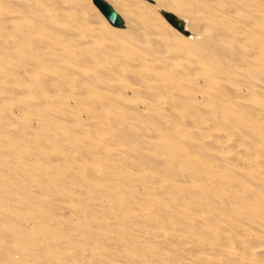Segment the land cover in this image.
I'll use <instances>...</instances> for the list:
<instances>
[{
  "label": "rangeland",
  "instance_id": "374dc122",
  "mask_svg": "<svg viewBox=\"0 0 264 264\" xmlns=\"http://www.w3.org/2000/svg\"><path fill=\"white\" fill-rule=\"evenodd\" d=\"M13 1L0 0V11L8 10L11 13L10 16H13V20L12 17L11 20L14 23L18 20L17 23L32 24L33 29L35 28L34 30L37 31V35L35 37L36 31L34 32L33 30L31 32L32 39L30 37L24 38L18 36L16 33L18 31L17 27L21 24H17V27L13 24L15 30L11 29L9 31L10 29H5L1 33L2 35L5 33L3 39L5 44L8 43L11 51L9 50L10 52H7L8 46L3 45V48L0 45V48L2 50L4 49V53L0 49V100H3L5 103V105L2 103V107L4 106L2 109L0 102V125L3 127L7 123L13 129L17 127L18 129L20 128L19 130L30 129V125H28L29 127H25L26 123L22 120V114L27 115L30 112L32 115L37 114L36 116L39 117V121L42 123L39 122L40 127L38 125L31 126L34 129H30L33 130L34 134L35 132L37 134V136L34 135L32 137L33 141L31 144H35L36 141L35 149H38V153H35L37 152L35 149L34 153H32L34 150H30V153L25 144V140L23 142V140L21 141L19 139L20 142H17L18 139L12 138L13 136L9 135L8 137V135H3L0 128V134L3 135H0L1 140L3 138L8 139L6 141L5 139L0 140L3 144L1 145L0 143V264H226L227 262V264H231L232 260V264L233 262L236 264L235 261L239 262L236 254L242 244L241 241H245V246L249 245V247H246L250 249V252L253 249L251 256L256 262L260 253L257 251L256 245L258 244L255 240L262 238L261 240L264 241V228L258 224L260 222L259 218L264 214L258 215V213H255V209L252 208L253 206L251 207L249 203L240 201L241 198L239 196L242 194L244 196L248 195L250 200H255L264 206V185L263 183H258L256 178L259 172H261V169H258V166H256V160L264 155V121L260 119L256 121L253 119L256 121L257 126H252L253 121L249 119L254 116L250 117L249 115L254 106H250L251 103L247 102L246 105L248 104L247 106H250L249 111V108H246L245 104L240 103L239 96L241 90H247L249 93H253L255 101L264 104V67L261 66L264 65L263 33L260 34L255 33L253 30L250 31L253 28L249 27V29L245 26L247 25L245 22H250V20L248 21L246 20L247 18H243L241 12L238 13L241 14L239 16L222 17V20L220 19L218 21L221 27H218L221 30H228L232 26L236 30V33L238 31L237 35L242 36V42L236 46L241 47L245 52L246 50H250L251 53L249 54H254V60L251 63H243L242 61H238L237 63L235 60L233 62L235 65L233 63L227 65V62L220 64L216 58L211 57V53H207L209 52L207 51L208 47H205L206 45L197 40L196 33L187 26H191L190 22L193 24L195 22V25L199 22L198 26L202 24L207 29L213 25L210 22L209 15L203 9V2L205 0H180V2L178 0V3L175 0H162L164 2L163 4L158 3L159 1L156 0H154L155 3H150L147 0H107L113 7L119 8L124 6L123 8H126V10L130 8L132 11L129 10L135 14V17L140 22L148 23L149 30L153 28V31L150 30L153 32L152 35L158 38L168 37V40L171 39L169 41L170 44H173L172 49L178 50L180 53H184L185 50L187 52L185 54L189 59L191 57L201 67L203 65L202 68L197 65L191 70V68L187 67V59L183 62V58L179 56V60L176 59L174 64H181V70L186 69V67L187 69L179 77L176 76V78L178 77L179 80H185L186 77L198 79L197 82L199 81L198 83H200L198 84L199 89L191 90L188 88L189 86L186 87L185 85V89H183L174 82H167V86V83L160 81L153 75V77L149 76L146 78L148 83L146 82L144 84L148 85L149 90L155 91L154 93L157 96L156 98L148 97V99L143 92L144 86L142 87L141 84L138 85L136 82L137 78H134V76H139L140 71H145L146 74L153 70L152 68L149 69V65L151 66V64L152 66L158 65L157 68L161 69V63L156 62L157 58L151 56L146 45L132 39L129 35L125 34L126 32L111 25L101 10L94 4L93 0H60V3L58 0H52L53 5L50 8L53 7V9L51 10L49 8L44 10L43 13L46 16L43 14V18L33 15L31 12L24 11L23 8V10L21 9L27 3V0H15L17 4ZM18 3H22V6L19 7ZM180 3L183 6L182 10L179 7ZM254 3L264 12V0H254ZM229 4L228 2L221 4L217 2V4H213L212 6L215 5V9L220 11L223 9L221 13L225 15L226 8ZM220 5H222V8ZM4 6H6V10ZM2 9L4 10L2 11ZM162 9L173 12L177 16L181 13H185L181 14V16L192 15V19H188V16H182L181 18L183 21L186 19L185 21L188 22H186L185 28H189V34L187 35L179 31L167 21L159 12ZM191 10H194V16L193 13L187 12ZM240 10L242 11V9ZM47 11L48 15H50L48 19ZM68 15L72 19L69 20ZM14 16L16 17L15 20ZM54 16L64 17V21L62 22L59 19L58 22V18ZM65 16L68 19H65ZM50 18L53 21H50ZM194 18L197 20H194ZM77 19H80L81 22ZM54 20L60 24H64L65 21L66 23L70 21V25L74 21L71 26L73 27L74 25L77 29L85 31V34L89 37L85 38L83 36V40H75L76 42L74 39L65 38L58 30V24L55 25L56 22ZM35 25L38 26L39 30ZM225 27L227 28L225 29ZM101 31L100 36L99 32ZM93 35L95 37L94 40L92 39ZM7 36L8 39H5ZM36 38L42 41L40 42ZM21 39L24 40L21 41ZM196 40L199 42H197L198 44L195 43ZM44 41L47 43H58L59 47H56L55 55L53 51L55 48L52 49L49 46L50 49L47 48L45 44H42L46 43ZM24 43L26 44L25 50L23 48ZM194 43L197 45L194 46ZM14 44L16 46L18 44V48ZM37 44L39 46H46H43L45 51L42 46L39 47ZM175 45L177 46L175 47ZM79 47L84 48V54L78 52ZM216 47L218 46L216 45ZM32 48L33 50L31 52ZM13 49L15 50L13 51ZM46 49L47 51L49 49L50 52H47ZM220 49L222 50V47ZM41 51L44 53H41ZM25 52L30 56H26ZM46 54L49 55V59L51 56L52 60H49V63L45 62L48 60L45 57ZM234 54L236 56L241 54L239 48H236ZM20 55L22 56L20 57ZM135 55V63H138L137 66L139 64L142 65L139 67L135 66V68L134 66H130V68H133L130 69L126 60L129 57L135 59ZM31 56L33 60L35 57L34 61L28 59ZM38 56L44 59L45 71L44 69L43 71L40 69L41 65L37 66L36 63L34 64L37 60H42ZM189 59L188 61H190ZM11 65L14 68L16 65V70H23L24 72L14 71L17 73H11V69L10 71L6 69L11 68ZM96 65L102 66L106 71L111 72L110 74L113 73L114 78L119 81L118 83L120 84L121 82L124 85L121 89L125 88L123 90L119 88H116L117 90H108L103 87V83L101 85L99 80L97 81L96 79L99 78ZM171 66L159 71H169L172 69ZM3 67L5 69H2ZM46 67L48 69L52 68L51 72L48 69V72H46ZM195 68L200 69L199 74L201 75L196 74L199 70L197 71ZM190 70L191 72H189ZM45 72L48 75L51 74L48 77L49 80L46 78L47 75L44 74ZM186 72L191 75H187L188 73ZM25 73L28 77L25 75L23 78ZM130 73L134 75L131 76L134 78H132V81L130 79ZM52 74H55V76H52ZM42 75L44 80H42ZM61 75L63 78H61ZM91 76L95 78H91ZM26 77H31L32 81ZM45 78L46 83L48 81L47 85L50 79H52L50 82L52 87L49 85L51 87L50 90L49 86L47 89L44 87V89L41 88L43 86L42 82H45ZM53 80H57L59 84ZM24 82L26 83L23 85ZM79 84L81 86L83 85L86 90L88 89L87 95L85 93L81 95V90H77ZM38 89L41 91H38ZM180 93L181 96L188 97H181L179 96ZM151 99L155 105H158V109ZM9 103L12 104L10 107L17 106V109L19 107V110L21 109L20 111H22L11 110L14 112L12 120L6 118L7 115L4 111H9ZM198 105H201L204 111ZM59 109H62L61 113ZM55 110L61 114V117L53 115ZM205 111L212 113H206ZM213 111L215 112L213 113ZM253 112L255 111L253 110ZM191 115L197 118H203L206 121H215L216 127L210 130L205 128L201 123H190L187 119ZM65 117L66 119H64ZM132 119L139 123L141 122L147 130H138L130 125L127 121ZM68 122H70V125ZM238 124L247 129L246 131H249L250 134L253 133L254 135H250L248 132L245 133V129L242 132L239 128L240 125L236 126ZM258 125H262L263 128L258 127ZM70 126L74 128L72 127L70 129ZM75 128L77 131L73 130ZM237 128L241 132L238 133V130L235 131ZM79 130L83 133L79 132ZM135 130H138L140 133L145 132L148 136L154 133L152 135L153 137H162V140L160 137L155 138L154 145H157L158 148L157 146L154 148L153 145L150 146L144 143V141H133L131 138L124 140L122 138L126 131L135 133ZM215 131H223L230 136L233 135V140L231 142L229 141L230 143L228 142V144L224 143L225 146L223 145L220 151H217L218 149L215 150L207 144ZM41 134H43L42 140H40ZM110 135H114L112 139ZM242 135L248 136L245 137ZM37 137L40 138L38 139ZM13 140L14 142L12 143ZM43 141L45 144L43 143L42 145L41 142ZM260 142L261 145H259ZM13 144L17 145L14 146ZM36 146H39V148H36ZM143 147H146V149ZM121 150L123 151L121 152ZM168 150L174 153L171 152L168 154ZM2 151L4 154L7 153V155L9 153V155H4ZM10 151L12 152L11 155ZM145 152L147 153L144 154ZM165 153L170 155L169 158L175 162L168 164L171 167L169 169L165 167L168 166L165 164L158 163L156 165L155 160L158 156L168 158ZM215 154L221 159L224 158V162L216 158ZM196 155L201 157L204 163L200 165L196 159ZM3 156L7 157L5 158ZM14 156H18V160L21 162H19L20 164H22V161L24 162L22 164L23 168L17 166L16 163L18 160ZM7 158L8 160H6ZM12 158L17 160L15 161L13 159V165L10 163V159ZM244 160L255 161L253 168L247 169L244 166ZM9 163L10 166L7 167ZM3 164L7 166L4 165L3 167ZM24 164L27 165L25 166ZM204 164L205 168L203 166ZM15 165L19 168L18 172H23L24 170L22 175L17 172L18 169H16ZM154 179L155 182H153ZM115 182L117 186L114 184ZM227 182L239 183L243 189L241 190L239 188L231 194L227 191ZM34 183L40 186L38 187L36 185L35 187ZM172 185L173 188L175 187L174 189H172ZM170 186L173 192L177 189V195L176 192L173 193L169 189ZM214 195L216 196L214 197ZM126 197L133 202L137 201L138 205L135 206L138 207L134 208V206L132 207V205L124 203ZM170 197L171 199L175 197L179 198V200L177 198L173 200L176 202L178 200L177 205L180 204L177 210L176 208L174 210L175 203L169 200ZM186 208L189 210L186 211ZM191 213L201 218L214 214L215 220L211 221L213 223L211 225L209 222L206 224L201 223V226L200 224L192 226L193 221L196 220ZM20 221L24 222L22 223ZM24 224L25 226H23ZM209 225L212 227H207ZM209 228L212 229L207 230ZM15 232L17 236V233L22 236L17 237ZM214 232L216 234L217 232L222 235L224 234L227 237L228 246L225 250H229V252H220L215 248L216 243L212 239ZM171 233H173V237H171ZM206 233L209 234L206 235ZM238 238L240 239V243L238 242ZM21 251L22 255L20 254ZM24 251L26 253L28 252V255H33L31 257L27 256L26 258Z\"/></svg>",
  "mask_w": 264,
  "mask_h": 264
},
{
  "label": "bare ground",
  "instance_id": "6f19581e",
  "mask_svg": "<svg viewBox=\"0 0 264 264\" xmlns=\"http://www.w3.org/2000/svg\"><path fill=\"white\" fill-rule=\"evenodd\" d=\"M8 1V0H7ZM11 1H13V0H11ZM26 1V0H25ZM24 1V3H26ZM60 0H58V2H59ZM107 1V0H106ZM148 1V0H147ZM153 2H151V1H148V2H150V3H155V1L154 0H152ZM156 1H159L158 3H161V4H163L164 2L163 1H165V0H156ZM171 1H173V0H171ZM175 1H177V3H178V0H175ZM182 1V0H181ZM184 1V0H183ZM13 2H15V0L13 1ZM20 2V1H19ZM93 2H94V4L97 6V4L95 3V0H93ZM169 2V1H168ZM179 2H180V0H179ZM217 2L218 3H224V2H228V3H230L228 6H227V8H226V11H225V15L223 16L222 15V13H221V11L223 12V9H221V11L220 10H217V9H215V5L214 6H212L213 4H217ZM23 3V4H24ZM60 3V2H59ZM61 3H63V2H61ZM110 3V2H109ZM171 3V2H170ZM15 4H17L16 2H15ZM22 4V3H21ZM20 3H18V5H19V7H21L22 5H21ZM30 4V5H29ZM75 4V3H74ZM111 4V3H110ZM2 5V4H1ZM11 5V4H10ZM53 4H52V0H27V3L24 5V7L22 6L21 7V9L23 8L24 9V11H28V12H31L33 15H35V16H37V17H42L43 18V14L45 15V13H43V11L44 10H47V9H49L51 6H52ZM64 5V4H63ZM112 5V4H111ZM113 6V5H112ZM118 6V5H117ZM5 7V10H6V6H4ZM4 7H2V8H4ZM57 7V6H56ZM60 7H62V6H60ZM98 7V6H97ZM124 7V6H123ZM123 7H115L114 6V8H115V10L122 16V18H123V20H124V25L123 26H115V25H113L110 21H109V19L106 17V15L102 12V14L107 18V20L110 22V24L111 25H113V26H115V27H118V29H120V30H122V31H124V32H126L125 34H127V35H129L132 39H134V40H137V41H140L142 44H144V45H146L147 46V50L149 51V53H151V56H153V57H156L157 58V61L156 62H159V63H161V65L162 66H160V68L161 69H158L157 67H158V65H155V66H152V64H151V66L149 65V69H153V70H151V71H149V72H147L146 74H145V71H143V72H141L140 71V75L139 76H137V77H135L133 74H129L130 75V79H131V81H132V78L133 77H131V76H134V78H137V80H136V82L138 83V85L139 84H141V86L143 87V92H144V94L147 96V98L149 97H155L156 98V96L157 95H155V91H151V90H149L150 88L148 87V85H146V84H144V83H148V81H146V78H148L149 76H152L153 77V75L156 77V78H158L160 81H163V82H165V83H167V82H174L177 86H179V87H181V88H183V89H185L184 87L186 86V87H188V88H190L191 90H197V89H199L198 88V84H200V83H198L197 82V80L196 79H194V78H192V77H186V79L185 80H182V79H178V77H179V75H182V73L184 72V71H186V69H187V67L188 68H191V70L195 67V66H197V65H199L197 62H196V60L194 59V60H192V58L190 57V59H189V57L185 54V53H187V52H185V50H184V53H180L178 50H174V49H172L173 47H172V45L173 44H170V40L171 39H167V38H165V37H160V38H158V37H155L154 35H152L153 34V32H151V31H153L151 28H150V30H149V27L147 26V24H145V23H142V22H140L138 19H137V17H135V14L133 13V12H131L132 10L130 9V8H128L127 10H126V8H123ZM175 7V6H174ZM179 7H181V9L180 10H182V7L183 6H181V3H180V5H179ZM220 7L222 8V5H220ZM99 8V7H98ZM217 8V7H216ZM22 9V10H23ZM51 10L53 9V7L52 8H50ZM57 9V8H56ZM100 9V8H99ZM131 11H130V10ZM176 9H177V7H176ZM179 9V8H178ZM184 10H185V8H183ZM203 9H204V11L205 12H207V14L209 15V18H210V22L213 24V25H211V27H209L208 29L206 28V27H203V25L201 26V25H199L198 26V24H199V22H197L198 24L197 25H195L196 23L194 22V24L192 23V22H190L191 23V26L190 25H187V26H189L190 27V29L192 30V31H194L195 33H196V38H197V40H199L202 44H204V45H206L205 47H208V49H207V51H209V52H207V53H211L210 55H211V57L213 56L214 58H216L217 60H218V63H220V64H223L224 62H227V65H229V64H231V63H233L235 60H236V62L238 63V61H242L243 63H246V62H248V63H251L253 60H254V58H253V56H254V54L253 55H251V54H249V53H251L250 52V50H246V52L245 51H243L242 49H241V47H239V46H236V45H238L240 42H242V36L240 37V35H237L238 34V31H237V33H236V30L232 27H230L228 30H221L220 29V27H221V25H219V23H218V21H220V19L222 20V17L224 18V17H227V18H229V16H233L234 15V17L235 16H239V15H241V14H238L239 12H241L242 14H243V18H247L246 20H250V22H245L247 25H245V26H247V28H253V29H250V31L251 30H253L255 33H263V35H264V12H263V10H260L259 9V6L256 4V3H254V0H205L204 2H203ZM240 9H242V11L240 10ZM4 9H2V11H3ZM101 10V9H100ZM183 10V11H184ZM187 10V9H186ZM189 10V9H188ZM244 10V11H243ZM8 10H6V11H3V12H1L0 11V45L1 46H3V45H6V46H8V43H6L5 44V41H4V39H3V37L5 36V33L2 35L1 33H3L4 32V30L5 29H10L9 31H11V29H14L15 27H13L14 25L16 26L17 24H21V25H19L16 29L18 30L16 33H17V35L18 36H21V37H27V38H31L32 39V35H31V32L35 29H33V27H32V24H30V23H25V24H23V23H17V21L18 20H16V24L12 21L13 20V16H10L11 15V13L8 11ZM75 11V10H74ZM162 11H167V10H164V9H162V10H160L159 12L163 15V13H162ZM178 11V10H177ZM167 12H169V11H167ZM179 12V11H178ZM188 13H193V16H194V10H191V11H187ZM198 12V11H197ZM15 13V12H14ZM21 13V12H20ZM23 13V12H22ZM60 13V12H59ZM171 13H173V12H171ZM69 14V13H68ZM134 14V15H133ZM174 14V13H173ZM181 14H185V13H181ZM181 14L180 15H176L175 14V16H177V18H179L180 20H182L181 18H182V16H188L187 18L188 19H192V15L191 16H189V15H182L181 16ZM47 15H48V11H47ZM54 15H55V13H54ZM64 15V14H63ZM62 15V16H63ZM66 15H67V13H66ZM228 15V16H227ZM23 16V15H22ZM46 16V15H45ZM164 16V15H163ZM11 17H12V20H11ZM15 17V16H14ZM40 17V18H41ZM50 17V15H48V17H47V19ZM55 18H58V22H59V19L60 20H62V22L64 21V17H59V16H54ZM69 17H71V16H69L68 15V18ZM72 17H73V15H72ZM76 17V16H75ZM138 17H139V15H138ZM165 17V16H164ZM241 17V16H240ZM240 17H239V19H240ZM45 18V17H44ZM66 16H65V19H68ZM166 18V17H165ZM16 19V17L14 18V20ZM18 19V18H17ZM46 18H45V20H47ZM70 19H72V18H69V20ZM167 19V18H166ZM185 19V18H184ZM196 18H194V20H195ZM230 19H231V17H230ZM52 20V18H50V21ZM74 20V19H73ZM72 20V21H73ZM78 20V19H77ZM143 20V19H142ZM186 20V19H185ZM183 21V23H184V30L185 31H182V30H180V29H178L176 26H174L168 19H167V21H169L175 28H177L179 31H181V32H183V33H185V34H189V31H188V29H186L185 28V24H186V22L187 21ZM197 20V19H196ZM22 22H23V20H21ZM20 21V22H21ZM49 21V22H50ZM53 21V20H52ZM55 22H56V20H54ZM79 22H81V20L79 19L78 20ZM29 22V21H28ZM55 22H54V24H55ZM58 22H56V24L55 25H57V28H58V30L62 33V35H64L65 36V38L66 37H68V38H70V39H74V41L75 40H83V36L86 38H88L89 36H87V34H85V31H81L80 29H77L76 28V26H74L73 25V27L71 26L72 25V23L74 22H71V25H70V21H68L69 22V25H68V22L66 23V21H65V23L62 25V24H60V23H58ZM77 22V21H76ZM75 22V23H76ZM87 22H88V20H87ZM188 23V22H187ZM189 23V24H190ZM232 23H233V21H232ZM14 24V25H13ZM37 24V23H36ZM67 24V25H66ZM77 24V23H76ZM75 24V25H76ZM78 25H79V23H78ZM218 26H220V27H218ZM35 27H37L38 28V26L37 25H35ZM224 27V26H223ZM36 28V29H37ZM81 28V27H80ZM83 28V27H82ZM206 28V29H205ZM227 27H225V29H226ZM235 28H241V27H235ZM92 29H93V27H92ZM249 29H247V30H249ZM15 30V29H14ZM38 30H39V28H38ZM84 30V29H83ZM96 30V29H95ZM3 31V32H2ZM13 31V30H12ZM36 30H34V32H35ZM56 31V30H55ZM93 31V30H92ZM100 31V30H99ZM187 31V32H186ZM193 32V33H194ZM14 33V32H13ZM42 33V32H41ZM90 33V32H89ZM92 33V32H91ZM94 33V32H93ZM97 33H98V31H97ZM100 33V36H101V33H102V31L101 32H99ZM114 33V32H113ZM7 35H8V33H6ZM34 34V33H33ZM95 34V33H94ZM14 35V34H13ZM36 35H37V31H36V34H35V37H36ZM38 35H39V33H38ZM97 35V34H96ZM95 35V36H96ZM99 35V34H98ZM42 36V35H41ZM59 36V35H58ZM105 36H106V34H105ZM113 36V35H112ZM157 36V35H156ZM14 37H15V35H14ZM21 37H19V38H21ZM192 37V36H191ZM194 37V36H193ZM8 39V36L7 37H5V39ZM9 38H10V36H9ZM43 38H44V36H43ZM99 38V37H98ZM97 38V39H98ZM101 38V37H100ZM106 38V37H105ZM165 38V39H164ZM39 40V38H36V40ZM93 40L95 39V37H94V35H93V38H92ZM187 39V38H186ZM190 39V38H189ZM24 39H21V41H23ZM26 40V39H25ZM63 40V39H62ZM66 40V39H65ZM68 40V39H67ZM85 40V39H84ZM99 40V39H98ZM116 40V39H115ZM195 41V43H197L198 41ZM7 41H9V40H7ZM31 41H34V40H31ZM40 42L42 41V40H39ZM38 41V42H39ZM64 41V40H63ZM72 42H73V40H71ZM87 41V40H86ZM18 42V41H17ZM20 42V41H19ZM25 42V41H24ZM39 42V44H41ZM44 42H46V41H44ZM76 42V41H75ZM110 42V41H109ZM194 42V41H193ZM13 43V42H12ZM11 43V44H12ZM22 43V42H21ZM20 43V44H21ZM60 43V42H59ZM71 43V42H70ZM79 43V42H78ZM91 43V42H90ZM189 43H190V41H189ZM194 43V44H195ZM199 43V42H198ZM197 43V44H198ZM30 44V43H29ZM42 44H45L46 46H47V48H49V47H51L52 49L53 48H55V50H53L54 51V55H55V51H56V47H59V45H58V43L57 42H54V43H52V42H50V43H42ZM87 44V43H86ZM191 44H192V38H191ZM197 44H195L194 46H196ZM218 46V47H216V45ZM9 45H10V43H9ZM13 45V44H12ZM15 45V44H14ZM25 43H24V50H25ZM35 45V44H34ZM38 45V44H37ZM215 45V46H214ZM16 46V45H15ZM39 46V45H38ZM40 46H42V45H40ZM39 46V47H40ZM44 46V45H43ZM43 46H42V48H43ZM46 46H44V47H46ZM49 46V47H48ZM74 46H75V44H74ZM118 46V45H117ZM177 45H175V47H176ZM9 47L10 46H8V51L7 52H10L11 50L9 49ZM14 47V46H13ZM20 47V46H19ZM27 47V46H26ZM34 47V46H33ZM222 47V50L220 49ZM3 48H4V46H3ZM16 48H18V44H17V46H16ZM15 48V49H16ZM62 48V47H61ZM75 49H76V47H74ZM112 48V47H111ZM119 48V47H118ZM149 48V49H148ZM179 48V47H178ZM181 48V47H180ZM236 48H239V51H240V55L239 56H236L235 54H234V52H236ZM1 49V48H0ZM12 49V48H11ZM15 49H13V51L15 50ZM50 49V48H49ZM49 49H48V51H49ZM63 49V48H62ZM101 49V48H100ZM113 49V48H112ZM111 49V50H112ZM116 49V48H115ZM224 49V50H223ZM2 50V49H1ZM4 50V49H3ZM3 50L1 51V52H3ZM6 50H7V48H6ZM10 50V51H9ZM21 50V49H20ZM27 50V49H26ZM32 50H33V48L31 49V52H32ZM43 50L45 51V49L43 48ZM110 50V51H111ZM205 50H206V48H205ZM234 50V51H233ZM17 51H19V50H17ZM28 51V50H27ZM46 51H47V49H46ZM47 51V52H48ZM84 48H81V47H79L78 48V52H80L81 54L83 53L84 54ZM190 51V50H189ZM255 51V50H254ZM43 51H41V53H42ZM50 52V51H49ZM59 52V51H58ZM67 52V51H66ZM4 53V52H3ZM19 53V52H18ZM26 53V56L28 55L27 54V52H25ZM28 53H29V51H28ZM44 53V52H43ZM102 53V52H101ZM227 54V57H226V54ZM7 54V53H6ZM21 54V53H20ZM23 54V53H22ZM31 54V53H30ZM51 54V53H50ZM53 54V53H52ZM58 54V53H57ZM68 54V53H67ZM86 54V53H85ZM111 54V53H110ZM25 55V54H24ZM189 55H190V53H189ZM19 56V55H18ZM22 55H20V57H21ZM28 56H30V55H28ZM34 56V55H33ZM42 56H44V55H42ZM48 56L49 55H47L46 54V58H48ZM58 56H60V55H58ZM114 56H115V54H114ZM179 56H181L182 58H183V62H184V60L185 59H187V61L186 62H188V64H187V67H186V69H184V70H181V64H179V63H176V64H174V61L176 60V59H178L179 60ZM190 56H192V55H190ZM194 56V55H193ZM5 57V56H4ZM37 57V56H36ZM39 58H42V57H40V56H38ZM55 57V56H54ZM85 57V56H84ZM125 57H126V55H125ZM135 57V59L134 58H131V57H129L127 60H126V63L128 64V66H129V68H130V66H134V68H135V66H137L138 65V63H135V60H136V55L134 56ZM138 57V56H137ZM180 57V58H181ZM22 58H24V57H22ZM213 58V59H214ZM28 59H30V61H31V59H32V61H34L35 60V57H34V60H33V58H32V56H31V58L29 57ZM38 59V58H37ZM101 59V58H100ZM141 59V58H140ZM150 59V58H149ZM152 59V58H151ZM188 59L190 60V61H188ZM198 59V58H197ZM16 60V59H15ZM44 59L42 58V60H37L36 62H34V64L36 63L37 64V66L39 65H41L40 66V69H42V71H43V69H44V63L46 62H48L49 60H52L51 59V56H50V59L48 58V60L47 61H43ZM54 60V59H53ZM56 61H58V60H56ZM90 61H92V60H90ZM151 61V60H150ZM26 62V61H25ZM29 62V61H28ZM27 62V63H28ZM50 62V61H49ZM48 62V63H49ZM118 62V61H117ZM120 62V61H119ZM123 62V61H122ZM137 62H139L138 60H137ZM177 62V61H176ZM180 62H181V60H180ZM183 62H181V63H183ZM24 63V62H23ZM26 63V64H27ZM29 63H31V62H29ZM28 63V64H29ZM51 63H52V61H51ZM140 63V62H139ZM200 63V62H199ZM11 64V63H10ZM25 64V63H24ZM32 64V63H31ZM33 64V65H34ZM54 64H56V63H54ZM58 64V63H57ZM119 64V63H118ZM122 64V63H121ZM174 66H173V65ZM234 64V63H233ZM12 65H14V64H12ZM12 65H11V68H6V69H9V71H10V69H11V73H17V72H14V71H18V72H22L21 70L19 71V70H16V65H15V68H14V66L12 67ZM30 65V64H29ZM140 65H142V64H139V66ZM144 65V64H143ZM154 65V64H153ZM172 65V66H171ZM185 65V64H184ZM202 65V64H201ZM235 65V64H234ZM36 66V65H35ZM49 66H50V64H49ZM58 66V65H57ZM139 66H137V67H139ZM165 66V67H164ZM172 67V69L171 70H169V71H159V70H163V69H165V68H168V67ZM200 66V65H199ZM204 66H206V65H204ZM231 66V65H230ZM262 67H264V65H261ZM20 67V66H19ZM42 67V68H41ZM48 67V66H47ZM46 67V72H48V70H49V72H51V69H48ZM117 67V66H116ZM201 67V66H200ZM202 67H203V65H202ZM201 67V68H202ZM50 68V67H49ZM53 68H55V67H53ZM58 68V67H57ZM56 68V69H57ZM60 68V67H59ZM126 68V67H125ZM128 68V69H129ZM132 68V67H131ZM130 68V69H131ZM142 68V67H141ZM259 68V67H258ZM2 69H5L4 67L2 68ZM48 69V70H47ZM62 69V68H61ZM60 69V70H61ZM129 69V70H130ZM133 69V68H132ZM264 69V68H263ZM95 70V69H94ZM96 70H98V75H99V78H96L97 79V81L99 80V83L102 85V83H103V87H105V88H107L108 90H114V89H116V88H119L120 90H123V89H121L124 85L120 82V84L118 83L119 81H117L115 78H114V75H113V73L112 74H110L108 71H106L102 66H99V65H96ZM135 70V69H134ZM137 70V69H136ZM191 70L189 71V72H191ZM195 70H199L198 71V73H196V74H199L200 73V69H196L195 68ZM261 70V69H260ZM13 71V72H12ZM30 71H31V68H30ZM44 71H45V69H44ZM55 71V70H54ZM62 71V70H61ZM93 71V70H92ZM201 71H203L204 72V70H202L201 69ZM6 72V71H5ZM24 72V71H23ZM46 72L44 73V74H46ZM139 72V71H138ZM193 72V71H192ZM202 72V73H203ZM210 72V71H209ZM34 73V72H33ZM52 73H53V71H52ZM186 73H188V72H186ZM205 73V72H204ZM21 74H23V73H21ZM128 74V73H127ZM263 74H264V72H263ZM25 75L27 76V74L25 73L24 74V76H23V78L25 77ZM47 75V77L46 76H44V77H46V78H48V77H50L51 76V74L50 75H48V74H46ZM55 76V74H52V76ZM57 75V74H56ZM96 75H97V72H96ZM148 75V76H147ZM183 75H185V74H183ZM187 75H191L190 73H188ZM199 75H201V74H199ZM205 75V74H204ZM102 76H103V79H102ZM176 76H178L177 78H176ZM28 77V76H27ZM26 77V78H27ZM33 77V76H32ZM59 77V76H58ZM92 77H94V76H91V78ZM129 77V76H128ZM263 77V76H262ZM42 78H43V75H42ZM41 78V79H42ZM46 78H45V82H42V87L41 88H46L47 89V87L50 85V82H51V80L52 79H50V82H49V84L47 85V83H48V81H47V83H46ZM54 78V77H53ZM61 78H63L62 77V75H61ZM95 78V77H94ZM133 78V79H134ZM19 79H20V77H19ZM27 79H31V77H29V78H27ZM24 80V79H23ZM34 80V79H33ZM42 80H44V78L42 79ZM48 80H49V78H48ZM58 80V79H57ZM57 80L55 81V80H53V81H55V82H57ZM61 80V79H60ZM150 80V79H149ZM153 80V79H152ZM226 80H228V79H226ZM22 81V80H21ZM31 81H32V79H31ZM35 81V80H34ZM61 81H63V80H61ZM60 81V83H62ZM39 82H40V80H39ZM136 82H134V83H136ZM223 82V81H222ZM22 83V82H21ZM26 82H24L23 83V85L25 84ZM58 84H59V82H57ZM173 83V84H174ZM20 84V83H19ZM30 84V83H29ZM35 84V83H34ZM41 84V83H40ZM223 84V83H222ZM227 84V83H226ZM241 84V83H240ZM244 84V83H243ZM137 85V84H136ZM167 86H168V83L166 84ZM185 85V86H184ZM34 86H36V85H34ZM51 86V85H50ZM49 86V90H50V88L52 87H50ZM65 86V85H64ZM155 86H157V85H155ZM227 86V85H226ZM225 87V86H224ZM38 88V87H37ZM43 88V89H44ZM145 88V89H144ZM173 89H174V87H172ZM227 88H229V87H227ZM118 89V90H119ZM187 89V88H186ZM17 90V89H16ZM77 90H81V95L82 94H84L85 93V95H87L86 93H87V91H88V89L86 90V88L82 85H80L79 84V86L77 87ZM108 90H107V92H108ZM117 90V89H116ZM155 90V89H154ZM161 90H162V88H161ZM175 90V89H174ZM38 91H41V90H39L38 89ZM159 91V90H158ZM163 91V90H162ZM176 91H177V89H176ZM19 92H21V91H19ZM119 93H120V91H118ZM141 92V91H140ZM143 92H141V94H143ZM23 93V92H22ZM48 93V92H47ZM108 93H110V92H108ZM163 93H164V91H163ZM181 93H182V91H181ZM181 93H180V95L179 96H181ZM237 93V92H236ZM43 94V93H42ZM111 94V93H110ZM112 94H115V93H112ZM162 94V93H161ZM183 94V93H182ZM238 94V93H237ZM62 95V94H61ZM158 95H159V92H158ZM176 95H177V93H176ZM217 95V94H216ZM219 95V94H218ZM43 96V95H42ZM106 96V95H105ZM117 96V95H116ZM160 96V95H159ZM57 97V96H56ZM113 97V96H112ZM144 97V96H143ZM181 97H188V96H184V95H182ZM220 97V96H219ZM1 98H3V96H1ZM104 98H106V97H104ZM148 98V99H149ZM160 98V97H159ZM69 99V98H68ZM71 99V98H70ZM147 99V100H148ZM178 99H179V97H178ZM183 99V98H182ZM189 99V98H188ZM239 99H240V103L242 104H245L246 105V103L248 102V103H251V105L250 106H254V108H253V110L255 111V112H253V110L250 112V117L251 116H254L252 119L250 118L249 120L250 121H253V125L252 126H257V123H256V121H257V119H260V120H263L264 121V104H261V103H259L258 101H255V96L253 95V93L251 94V93H249L247 90H241L240 91V96H239ZM63 100V99H62ZM175 100V99H174ZM194 100V99H193ZM68 101V100H67ZM151 101L153 102V100L151 99ZM155 101H157V100H155ZM160 101V100H159ZM176 101V100H175ZM221 101V100H220ZM0 102H1V108L3 109L4 108V106L2 107V103L5 105V103H4V101L2 100H0ZM47 102H48V100H47ZM53 102V101H52ZM64 102H66V101H64ZM161 102V101H160ZM177 102V101H176ZM257 102V103H256ZM69 103V102H68ZM95 103V102H94ZM156 103V102H155ZM10 104V103H9ZM15 104V103H14ZM13 104V105H14ZM59 104V103H58ZM153 104H154V102H153ZM12 104H10V105H8L9 106V111H6V110H4L5 112H6V115H7V117L6 118H9L10 120H12L13 119V115H14V112H12L11 110H16V111H20L19 110V107H18V109H17V106L16 107H10ZM16 105V104H15ZM14 105V106H15ZM23 105V104H22ZM57 105V104H56ZM148 105V104H147ZM155 105V104H154ZM206 105H207V103H206ZM248 105V104H247ZM245 106L246 108H249L250 106ZM7 106V107H8ZM55 106V105H54ZM94 106H96V105H94ZM144 106H145V104H144ZM143 106V107H144ZM156 106V108L158 109V105H155ZM160 106V105H159ZM199 106V108L200 109H202L203 111H204V108L201 106V105H198ZM64 107V106H63ZM23 108V107H22ZM98 108V107H97ZM162 108V107H161ZM176 108H177V106H176ZM216 108V107H215ZM56 109V108H55ZM169 109V108H168ZM185 109V108H184ZM58 110V109H57ZM60 110V109H59ZM62 110V109H61ZM61 110H60V113H61ZM156 110V109H155ZM182 110V109H181ZM25 111V110H24ZM64 112H65V110H63ZM160 111V110H159ZM211 111V110H210ZM210 111H205L206 113L207 112H210ZM218 111V110H217ZM249 111H250V108H249ZM4 112V113H5ZM20 112H22V111H20ZM29 112V111H28ZM27 112V113H28ZM116 112V111H115ZM176 112H177V109H176ZM189 112V111H188ZM215 111H213V113H214ZM23 113H25V112H23ZM26 113V114H27ZM204 113V112H203ZM210 113H212V112H210ZM209 113V114H210ZM217 113V112H216ZM251 113H253V114H251ZM255 113V114H254ZM19 114V113H18ZM124 114V113H123ZM174 114V113H173ZM185 114H187L186 112H185ZM185 114H183V115H185ZM3 115V114H2ZM21 115V114H20ZM23 115V119H22V116H21V119L24 121V123H26L25 125V127H29L28 125H30V129H34V128H31V126H39V122L40 123H42L41 121H39V117H37L36 115L37 114H33L32 115V113L30 112V114L28 113L27 115H24V114H22ZM53 115H57L58 117H61L60 115L61 114H59L56 110L53 112ZM194 115V114H193ZM62 116H64L63 114H62ZM66 116V115H65ZM115 116V115H114ZM186 116V115H185ZM196 116V115H195ZM3 117H5V116H3ZM17 117V116H16ZM15 117V118H16ZM66 117H68V116H66ZM66 117L64 118V119H66ZM122 117V116H121ZM159 117V116H158ZM200 117V116H199ZM227 117V116H226ZM2 118V117H1ZM119 118V117H118ZM160 118V117H159ZM229 118V117H228ZM4 119V118H3ZM8 119V120H9ZM69 119V118H68ZM122 119V118H121ZM256 120V121H254V120ZM40 120H41V118H40ZM43 120V119H42ZM62 120V119H61ZM115 120V119H114ZM118 120V119H117ZM190 123H195V122H198V123H201L205 128H207V129H213L214 127H216V122L215 121H206V120H204L203 118L201 119V118H197V117H194V116H190L188 119H187ZM259 120V121H260ZM64 121V120H63ZM68 121V120H67ZM70 121V120H69ZM245 121V120H244ZM9 122V121H8ZM19 122V121H18ZM115 122V121H114ZM130 125H132L133 127H135L136 129H138V130H144V129H146V127L143 125V124H141V122L139 123L138 121H136V120H134V119H132V120H130V121H127ZM120 123V122H119ZM242 123V122H241ZM16 124H18V123H16ZM63 124H64V122H63ZM63 124H62V126H63ZM65 124H66V121H65ZM68 124L70 125V122H68ZM117 124H118V122H117ZM125 124H127V123H125ZM235 124H237V123H235ZM234 124V125H235ZM9 124H7L6 123V125L4 124L3 125V127L0 125V128H1V130H2V134L3 135H8V137H9V135L10 136H13L12 138H15V139H18V141L17 142H20V140L22 141L23 140V142H24V140L26 141V146H27V148L29 149V152H30V150L31 151H33L34 149H35V144H37L36 143V141H35V144L33 143V144H31V142L33 141L32 140V137L34 136V135H36L37 136V134H36V132H35V134H34V132H33V130H30V129H28V128H26V129H24V130H19L18 129V127L16 128V129H13L12 127H10V125L8 126ZM23 125V124H22ZM240 124H238V125H236V126H239ZM17 126V125H16ZM126 126H128V125H126ZM197 126H199V125H197ZM13 127L15 128V126H14V124H13ZM40 127V126H39ZM64 127V126H63ZM65 127H66V125H65ZM68 127V126H67ZM73 127V126H72ZM72 127L70 126V129H72ZM258 127H261V128H263L262 127V125H258ZM74 128V127H73ZM128 128H130L129 126H128ZM202 128V127H201ZM239 128L241 129V131L242 132H244V127H242L241 125L239 126ZM18 129V130H17ZM35 129H36V127H35ZM69 129V130H70ZM150 129V128H149ZM73 130H76V128L75 129H73ZM132 130V129H131ZM136 131L135 133H130L129 131H130V129H129V131L127 132H125L124 134H123V137L122 138H124V140L127 138H131V140H133V141H144V143H147L148 145H153V147L154 148H156V146L154 145L155 144V138H159L160 136H158V137H156V136H152V135H154V133L152 134L151 133V131H149L152 135H150L149 134V136H148V134L146 135V133L144 132H142V133H140L139 131ZM147 130V129H146ZM238 130V128L235 130V131H237ZM247 129H245V133L246 132H248V134H250L249 133V131H246ZM77 131V130H76ZM133 131V130H132ZM241 131H239L238 130V133L239 132H241ZM79 132H82V131H80L79 130ZM148 132V133H149ZM251 132V131H250ZM253 132V131H252ZM83 133V132H82ZM117 133V132H116ZM2 134H0L1 136H3ZM253 134V133H252ZM252 134H250V135H252ZM42 135L43 134H41V138H40V140H42ZM44 135H45V133H44ZM156 135V134H155ZM254 135V134H253ZM1 136H0V140H1ZM35 136V137H36ZM112 136H114V135H110V137H111V139H112ZM116 136V135H115ZM122 136V135H121ZM233 136V135H232ZM232 136H230V135H228L226 132L224 133L223 131L222 132H220V131H215L214 132V134H212V136L210 137V139H209V141H208V143L207 144H209V146H211V147H213L215 150H217V151H220L221 149H222V147H223V145H224V143H227L228 144V142L230 141L231 142V140H233V137ZM242 136H245V135H242ZM248 136V135H247ZM247 136H245V137H247ZM7 137V138H8ZM120 137V136H119ZM236 137V136H235ZM3 138V137H2ZM38 138V137H37ZM38 138V139H39ZM114 138V137H113ZM121 138V139H122ZM161 138V140H162V137H160ZM253 138V137H252ZM3 139H5V141L6 140H8V139H6V138H3ZM2 139V140H3ZM20 139V140H19ZM27 139H29V141H27ZM36 139V138H35ZM110 139V140H111ZM235 139V138H234ZM1 140V141H2ZM12 140V139H11ZM251 141V140H250ZM4 142V141H3ZM9 142H10V140H9ZM14 142V140L12 141V143ZM38 142V141H37ZM117 142V141H116ZM165 142V141H164ZM229 142V143H230ZM262 142V141H261ZM261 142H260V144L259 145H261ZM1 143V142H0ZM5 143V142H4ZM11 143V142H10ZM43 143H44V141L43 142H41V144L43 145ZM111 143H112V140H111ZM131 143H132V141H131ZM20 144V143H19ZM45 144V143H44ZM118 144V143H117ZM146 144V145H147ZM235 144V143H234ZM1 145H3L2 143H1ZM5 145H7V144H5ZM14 146H16L17 144H13ZM38 145H39V143H38ZM41 145V146H42ZM104 145V144H103ZM133 145V144H132ZM23 146L25 147V145H24V143H23ZM149 146V147H150ZM225 146V145H224ZM1 147V146H0ZM4 147V146H3ZM39 148V146H36V148ZM66 147V146H65ZM161 147V146H160ZM164 147V146H163ZM162 147V148H163ZM167 147V146H166ZM264 147V146H263ZM43 148V147H42ZM144 148V147H143ZM157 148H158V146H157ZM144 149H146V147L144 148ZM150 149V148H149ZM149 149H147V151H149ZM7 150V149H6ZM5 150V151H6ZM16 150V149H15ZM36 150V149H35ZM35 150L32 152V153H34L35 152ZM38 150V149H37ZM36 150V151H37ZM41 150V149H40ZM143 150V149H142ZM160 150V149H159ZM28 151V150H27ZM120 151V150H119ZM118 151V152H119ZM123 150H121V152H122ZM158 151V150H157ZM167 151V150H166ZM237 151V150H236ZM253 151H255V150H253ZM3 152V151H2ZM6 152H9V151H6ZM11 152V151H10ZM26 152V151H25ZM117 152V153H118ZM172 152V151H171ZM171 152H169V150H168V154L169 153H171ZM31 153V152H30ZM35 153H38V151L37 152H35ZM120 153V152H119ZM142 153V152H141ZM147 152H145L144 154H146ZM172 153H174V152H172ZM2 154V153H1ZM3 154H4V152H3ZM12 154V152L10 153V155ZM159 154H161V153H159ZM165 154H167V153H165ZM167 154V156H168V158L166 157V158H162V157H160V156H158L157 157V159L155 160L156 161V165H158V163H161V164H165V165H168V164H171V162H173V163H175L171 158H169L170 157V155H168ZM4 155H7V153L6 154H4ZM8 155H9V153H8ZM7 155V156H8ZM24 155H25V153H24ZM112 155V154H111ZM121 155H122V153H121ZM175 155V154H174ZM208 155H210V154H208ZM7 156H3V157H7ZM178 156V155H177ZM235 156V155H234ZM10 157H12V156H10ZM15 157V156H14ZM78 157V156H77ZM160 157V158H159ZM196 159L198 160V162L200 163V165L202 164V163H204V161H203V159L201 158V157H198L197 155H196ZM215 157L216 158H218V159H220V160H222L223 162H224V158L223 159H221L219 156H216V154H215ZM236 157V156H235ZM15 158H17V160H18V156H16ZM15 158H12V159H10V163H11V165H13V159L15 160ZM25 158H27V157H25ZM30 158V157H29ZM28 158V159H29ZM79 158V157H78ZM84 158V157H83ZM19 159H20V157H19ZM24 159V158H23ZM81 159V158H80ZM151 159H154V158H151ZM6 160H8V158L6 159ZM6 160H5V163H6ZM17 160H15V161H17ZM1 161V160H0ZM14 161V162H15ZM82 161V160H81ZM154 161V162H155ZM7 162H9V161H7ZM20 162V160H18V162L16 163L17 164V166L18 167H21V168H23V161H22V164H20L19 163ZM195 162V161H194ZM4 163V162H3ZM10 163H9V165L7 166L6 164H3L2 166L4 167V165L5 166H7V167H9L10 166ZM19 163V164H18ZM2 164V163H1ZM108 164V163H107ZM254 164H255V161H245L244 160V166H246L247 167V169L249 168H253V166H254ZM20 165V166H19ZM22 165V166H21ZM25 165V164H24ZM27 165V164H26ZM25 165V166H26ZM173 165V164H172ZM2 166H1V168H2ZM16 166V165H15ZM14 166V167H15ZM17 166H16V169H18L17 170V172L19 171V168H17ZM138 166V165H137ZM174 166H176V165H174ZM204 166V168H205V164L203 165ZM256 166H258V169L260 168L261 169V172H259V175L256 177L257 178V181H258V183H263V185H264V155L261 157H259L257 160H256ZM165 167H168V169L169 168H171V167H169V165L168 166H165ZM164 167V168H165ZM13 168V167H12ZM135 168V167H134ZM207 168V167H206ZM11 169V168H10ZM26 169V168H25ZM137 169V168H136ZM212 169V168H211ZM6 170V169H5ZM13 170V169H12ZM11 170V171H12ZM22 170V169H21ZM165 170V169H164ZM8 171V170H7ZM26 171V170H25ZM23 172H24V170H23ZM23 172H18L20 175H22L23 174ZM9 173V172H8ZM7 173V174H8ZM13 173H15L14 171H13ZM163 173V172H162ZM167 173H169V172H167ZM25 174V173H24ZM26 174H27V172H26ZM105 175V174H104ZM194 175V174H193ZM219 176V175H218ZM224 177V176H223ZM217 178V177H216ZM212 179H214V178H212ZM217 179H219V178H217ZM133 180V179H132ZM216 180V179H215ZM115 181V180H114ZM165 181H167V180H165ZM171 181V180H170ZM224 181H225V179H224ZM231 181V180H230ZM109 182H111V181H109ZM153 182H155V179H154V181ZM226 182V181H225ZM39 183V182H38ZM113 183V182H112ZM120 183H121V181H120ZM212 183H214V182H212ZM216 183V182H215ZM223 183V182H222ZM228 183V182H227ZM115 185H116V182L114 183ZM174 184V183H173ZM219 184V183H218ZM225 184V183H224ZM34 185H35V187H36V183H34ZM113 185V184H112ZM216 185V184H215ZM228 185V190L227 191H229L231 194L232 193H234V192H236L239 188H241L240 187V185H239V183H236V182H231V183H228L227 184ZM38 187L40 186V185H37ZM117 186V185H116ZM177 186V185H176ZM222 186V185H221ZM226 186V185H225ZM168 187V186H167ZM139 188V187H138ZM175 188V187H174ZM173 188V185H172V189H174ZM202 188H203V186H202ZM169 189H171V186H170V188ZM168 189V190H169ZM172 189H171V191H172ZM224 189V188H223ZM243 188H241V190H242ZM37 190H38V188H37ZM177 190V189H176ZM176 190H174L175 192H176ZM179 190V189H178ZM181 190V189H180ZM184 190V189H183ZM183 190H182V192H183ZM225 190V189H224ZM36 191V190H35ZM170 191V192H171ZM78 192V191H77ZM173 192V191H172ZM175 192H173V193H175ZM220 192V191H219ZM240 193H241V191H240ZM178 193L176 192V195H177ZM243 195V194H242ZM242 195H240L239 197L241 198L240 199V201H243V202H247V203H249L250 204V206L253 208V209H255V213H258V215L259 214H264V206H262L263 204L261 203V204H259L258 202H256L255 200H250V198H249V196L248 195H246V196H242ZM169 196V195H168ZM167 196V197H168ZM171 196V195H170ZM174 196V195H173ZM216 195H214V197H215ZM172 197V196H171ZM171 197H170V199L169 200H171V201H173V200H175V198H177V197H175L174 199H171ZM179 197V196H178ZM219 197V196H218ZM127 198V197H126ZM124 199V203H128V204H130V205H132V207L134 206V208L135 207H138V206H135V205H138V203H137V201L136 202H133L132 200H129L128 198L127 199ZM139 198V197H138ZM164 198V197H163ZM229 198V197H228ZM244 198V199H243ZM167 199V200H168ZM178 200H179V198H177ZM252 199V198H251ZM141 200H143V199H141ZM178 200H177V202L176 201H173L174 203H175V207H174V210H175V208H176V210H177V208H178V206H180V204L179 205H177V203H178ZM183 200V199H182ZM182 200H180V201H182ZM227 200V199H226ZM236 200V199H235ZM234 200V201H235ZM129 201H130V203H129ZM231 201V200H230ZM140 202V201H139ZM142 202V201H141ZM183 202V201H182ZM238 202V201H237ZM236 202V203H237ZM172 203V202H171ZM165 204V203H164ZM232 204V203H231ZM129 205V206H130ZM140 205V204H139ZM142 205V204H141ZM243 205V204H242ZM247 205V204H246ZM256 205H257V208H256ZM124 206V205H123ZM249 207V206H248ZM247 207V208H248ZM124 208V207H123ZM184 208H185V206H184ZM138 209V208H137ZM181 210V209H180ZM186 211L187 210H189V209H185ZM157 211V210H156ZM155 211V212H156ZM204 211V210H203ZM182 212H183V210H182ZM192 212V211H191ZM197 212H199V211H197ZM202 212V211H201ZM177 213V212H176ZM194 213V212H193ZM193 213H191L192 215H194L193 217H194V219L196 220V221H193V225L192 226H195V225H199L200 224V226L202 225L201 223H209L210 225L211 224H213V223H211V221L212 220H215V217L213 216L214 214H212V215H208V216H206V217H198L196 214H193ZM205 213V212H204ZM206 213H209V212H206ZM138 214V213H137ZM140 214V213H139ZM183 214H185V213H183ZM200 214V213H199ZM198 214V215H199ZM245 214V213H244ZM251 214H252V212H251ZM207 215V214H206ZM217 215V214H216ZM246 215V214H245ZM2 216V215H1ZM9 216V215H8ZM141 216V215H140ZM218 216V215H217ZM7 217V216H6ZM11 217V216H10ZM187 217V216H186ZM188 217H189V215H188ZM256 217V216H255ZM258 217V216H257ZM16 218V217H15ZM14 218V219H15ZM197 218V219H196ZM259 218V217H258ZM6 219V218H5ZM14 219H12L13 221H14ZM16 219H18V217L16 218ZM33 219V218H32ZM189 219H190V217H189ZM255 219V218H254ZM18 220H21L20 218L18 219ZM17 220V221H18ZM125 220V219H124ZM259 220H260V222H258V224H260L261 225V227L262 228H264V215H261V217L259 218ZM258 220V221H259ZM191 221V220H190ZM252 221V220H251ZM20 222H24V221H20ZM215 222V221H214ZM254 222V221H253ZM187 223V222H186ZM255 223H256V221H255ZM182 224V223H181ZM188 224V223H187ZM189 225H190V223H189ZM207 226V227H212V226ZM221 225V224H220ZM23 226H25V224L23 225ZM27 226V225H26ZM223 226V225H222ZM205 227V226H204ZM203 227V228H204ZM214 227V226H213ZM215 228V227H214ZM199 229V228H198ZM212 229V228H211ZM210 228L209 229H207V230H211ZM225 229V228H224ZM23 230V229H22ZM169 230V229H168ZM216 230V229H215ZM18 231V230H17ZM213 232V231H212ZM223 232V231H222ZM225 232V231H224ZM199 233V232H198ZM201 233V232H200ZM203 233V232H202ZM205 233V232H204ZM18 234V236L16 235V232H15V235L17 236V237H21L20 236V234L19 233H17ZM172 234L173 233H171V237H173L172 236ZM174 234H175V232H174ZM207 234H209V233H206V235ZM211 234H213V233H211ZM210 234V235H211ZM176 235H177V233H176ZM176 235H175V237H176ZM195 235H196V233H195ZM214 237H212V239H214L215 240V242L214 243H216V249L218 250V251H220V252H224V253H226L225 251H227V252H229V250H225V248L228 246V244H227V237L223 234H219L218 232H217V234L214 232ZM259 235V234H258ZM17 237H16V239H17ZM207 237V236H206ZM233 237H234V234H233ZM39 238V237H38ZM204 238V237H203ZM263 238H264V236H263ZM40 239V238H39ZM235 239V238H234ZM239 239V238H238ZM262 239V238H261ZM261 239H254L255 241H256V243L258 244V245H256V247H257V251H258V253H260V255H259V257H258V255H257V261L255 262L254 261V258L251 256V252H252V250L253 249H251V252H250V249L249 248H247V247H249V245L246 247L245 246V241L244 242H242L241 241V243L243 244L244 243V245H242L241 244V246H240V248H238V252H237V254H236V258H237V260L242 264H264V241H262ZM18 240V239H17ZM202 240V239H201ZM183 241V240H182ZM252 241H253V239H252ZM230 242V241H229ZM239 243H240V239H239V241H238ZM206 245V244H205ZM8 246V245H7ZM10 246V245H9ZM171 247V246H170ZM196 249H197V247H195ZM250 248H252V247H250ZM191 249V248H190ZM23 251V250H22ZM22 251H21V255H22ZM27 251V250H26ZM25 252V251H24ZM63 252V251H62ZM192 252V251H191ZM31 253V252H30ZM258 253H256V254H258ZM24 254H26V255H24L26 258H27V256L29 257H31L32 255L31 254H29L28 255V252L26 253H24ZM151 255V254H150ZM25 258V259H26ZM216 258V257H215ZM71 259V258H70ZM165 259V258H164ZM231 259V258H230ZM235 259V258H234ZM226 260V259H225ZM229 260V259H228ZM227 260V261H228ZM28 261V260H27ZM154 261V260H153ZM233 261V260H232ZM232 261H231V264H232ZM30 262V261H29ZM28 262V263H29ZM148 262V261H147ZM195 262V261H194ZM239 262H237V261H235V263L236 264H240ZM178 263V262H177ZM226 263V262H225ZM228 263V262H227ZM226 263V264H227ZM230 263V262H229ZM30 264V263H29ZM203 264V263H202ZM233 264H234V262H233Z\"/></svg>",
  "mask_w": 264,
  "mask_h": 264
},
{
  "label": "water",
  "instance_id": "95a60500",
  "mask_svg": "<svg viewBox=\"0 0 264 264\" xmlns=\"http://www.w3.org/2000/svg\"><path fill=\"white\" fill-rule=\"evenodd\" d=\"M153 2L152 0H148ZM97 6L101 9V11L106 15L109 21L115 26H123L124 20L122 16L115 10V8L106 0H95ZM163 15L178 29L184 30V23L182 20L177 18L175 14L167 11H162ZM187 32V31H186Z\"/></svg>",
  "mask_w": 264,
  "mask_h": 264
}]
</instances>
